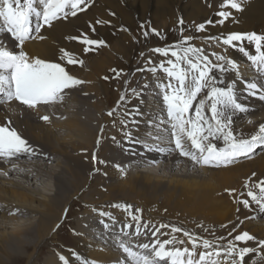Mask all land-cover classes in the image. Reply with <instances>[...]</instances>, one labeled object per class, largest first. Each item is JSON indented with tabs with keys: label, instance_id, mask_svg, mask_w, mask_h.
Returning <instances> with one entry per match:
<instances>
[{
	"label": "bare ground",
	"instance_id": "obj_1",
	"mask_svg": "<svg viewBox=\"0 0 264 264\" xmlns=\"http://www.w3.org/2000/svg\"><path fill=\"white\" fill-rule=\"evenodd\" d=\"M223 3L224 1L219 0H161L160 5L156 0H139L130 4L134 14L141 13L152 26L161 27L159 20H156L154 8L161 15H173L175 42L180 39L179 20L182 18L185 22L183 35L199 37L191 41L193 45L203 48L205 54L216 52L237 61L244 79H254L257 75L255 69L242 53L222 43L208 41L205 37L232 32H255L264 35V0H242L243 11L223 8L230 10L232 16L222 26L207 25L205 31L196 32V25L209 19L217 21V10ZM169 4H175V13L170 10ZM97 13L94 8L87 9L67 20L82 25L96 20ZM107 14L105 12L108 17ZM148 38L152 42H159V37L153 33ZM0 40L4 41L9 50L19 51L7 33L0 32ZM30 41L25 43L23 49L30 57L61 63L70 74L85 83L65 90L63 100L41 104L35 109L15 100L0 103V125H7L11 120L10 127H14L37 152L36 155L25 154L12 159L0 158V264H6V256L12 257L11 251L14 249H27L32 246L36 250L41 244H60L63 247L64 244H69L63 256L73 264H81L77 259L79 255L89 256L90 260L99 264H125L126 254L116 251L121 249L119 244L128 239L129 242H126L129 247H134V251H142L138 245L148 243L151 238L148 228L141 223V235H135L137 222L131 223L129 213L112 207L114 204L134 205L130 211L135 207L142 209L145 223L152 222L159 227L162 224L175 226L178 223L181 224L180 228L193 235L222 246H226L229 240L243 231H248L257 241L264 240V212L254 204L250 210L240 203L243 199H250L246 195L247 182L264 180V149H258L251 159L242 157L232 165L214 167L197 165L189 158L181 156L178 151L173 150L174 145L167 138L159 143V147L165 151L157 150L154 141H148L153 145L152 150L141 143L129 142L126 137L118 136L125 129L121 120L127 121L126 115L120 114L124 102H132V111L135 110V116L138 117L137 131L135 130V136L132 137L143 140L149 131L155 132L150 127L152 122L160 123L162 119H167L160 90L156 86L160 82H167L166 74L162 71L156 74L146 72L145 81L138 85V92L148 85L149 94L141 101V95L131 96L132 89L136 88L131 79L134 70L139 66L133 65L126 70L121 76L117 92L114 93L109 84L112 79V64L106 55L97 50L87 54L78 49L68 50L85 61L83 67L68 65L66 61L60 60L61 49L54 47L51 41ZM108 41L106 39V43ZM125 44L121 43L117 50L125 49ZM244 46L254 52L252 45L245 42ZM210 58L215 59L211 55ZM139 77H144L143 71ZM232 78L234 75L229 73L228 79ZM237 88L240 90L242 102L250 110L248 113H237L233 118V127L247 136L264 123V101L250 96L245 99L246 93L239 81ZM103 95L105 103L98 112L95 108V97ZM122 95L126 97L123 101ZM3 99L0 96V101ZM111 103L114 104L109 107ZM141 105L142 115L139 117L137 109ZM92 107L99 113L96 119L92 117ZM106 111L113 112V115L108 114L110 118L106 117ZM44 116L49 119H42ZM166 127L167 124H161L162 129ZM125 130L129 132L128 125ZM130 132L132 133V126ZM164 135L167 137V133ZM216 143L222 146L221 141ZM198 166H201L200 170H196ZM129 168L134 171H129ZM253 173L256 175L253 176ZM231 189L236 191L230 195L228 190ZM175 205H187L194 211L201 212L205 219L204 227H199L191 219L196 214L191 209L180 210L178 216L181 218H175ZM100 212H111L115 224L107 217L99 215ZM33 215L36 220L27 228L21 225L25 218ZM71 217L74 227L68 231L66 238L59 240L60 232L68 230L67 219ZM101 220L111 227L105 229ZM125 224H132L133 227L124 228ZM9 225L18 227L15 230H19V234L2 231L9 228ZM113 228L123 231L119 233L120 230H112V234L117 236H114L112 241L115 242L110 243V246L105 247L90 240L91 236L97 234L96 231L107 234ZM23 234L28 239L20 237ZM175 236L191 247L183 233H175ZM221 237L224 239H220ZM257 241H250L247 246L258 249ZM199 249L203 251L202 248ZM74 250L79 251L77 256ZM143 251L146 254L149 252ZM16 259H26L27 264H35L37 257L33 253ZM260 259L261 253L257 251L245 257V264H260ZM45 264H62V261L50 252Z\"/></svg>",
	"mask_w": 264,
	"mask_h": 264
},
{
	"label": "snow or ice",
	"instance_id": "obj_2",
	"mask_svg": "<svg viewBox=\"0 0 264 264\" xmlns=\"http://www.w3.org/2000/svg\"><path fill=\"white\" fill-rule=\"evenodd\" d=\"M91 3L92 0H0V21H2L0 32L7 33L19 49V51L9 50L4 41L0 40V96L4 97L0 103L15 100L30 109H35L41 104L63 100L65 90L85 83L70 74L61 63L30 57L23 49L29 40L45 39L43 35H40L45 27L51 28L55 21L76 17L79 13L87 11ZM221 8L243 11L242 0H224ZM217 16L220 17L219 20L209 19L196 25L195 31L203 32L207 25L222 26L232 13L221 10ZM104 23L102 20L96 21L97 25ZM184 23L181 18L179 20L181 35L177 42L163 48L150 49L168 58L162 60L158 67L147 69L153 74L158 71L166 74L167 82H160L156 86L160 90L167 119H162L160 123L152 122L150 127L155 129V132L149 131L143 140L133 138L131 132H125L124 135L129 142L141 143L149 150H152L153 145H150L148 141H154L159 151H165L159 147V143L167 138L168 142L174 145V151H178L181 156L189 158L197 165L226 167L236 163L242 157L251 159L258 149H264V123H261L254 133L245 136L233 127V118L237 113H248L250 110L249 106L242 102L240 90L237 88L238 81L243 84L245 99L250 96L264 101V35L255 32H232L205 37L208 41H216L224 46L232 47L247 58L257 75L254 79L246 80L240 72L237 61L216 52L210 54L215 58L213 60L209 54H205L203 48L193 45L191 41L199 37H185ZM141 27L143 28V25ZM90 28L94 33L95 27L90 24ZM151 32L165 38L156 29H151ZM143 36L147 38L149 32L144 31ZM68 39L78 40L84 45L85 54L106 46L104 40L92 39L86 33L68 37ZM245 42L254 47V52H250L244 46ZM60 51L61 61H66L68 65L83 67L85 63L83 59L68 50ZM148 63H152L151 58ZM111 71L116 73L117 77L122 72L116 69ZM229 73H232L234 78L228 79ZM104 79L107 80L109 77ZM257 80L260 82L257 83ZM144 87L147 88L148 85ZM132 93L135 96L141 95L136 89H132ZM125 98L124 95L121 96L122 101ZM108 114L113 115V112ZM135 114V110L125 113L130 117ZM42 119L48 120L49 117L44 116ZM11 123L9 120L7 125H0V158L12 159L25 154L36 155L37 152L33 146L14 127H10ZM121 124L127 128L128 121L121 120ZM161 124H167L168 127L162 129ZM164 133H167V137ZM217 141H221L222 146H218ZM93 159H96L95 154ZM99 162L104 163V161ZM245 188L246 195L250 199H243L240 203L250 210L254 204L261 212H264V180L257 182L250 180L245 184ZM228 191L231 195L236 190ZM241 195L243 196L244 193ZM112 207L127 211L131 220L137 222L134 234L141 235L142 209L133 212L130 211L132 206L125 204H114ZM99 215L107 217L115 224V218L111 212H100ZM101 224L105 229L111 227L104 220H101ZM132 227V224L124 225V228L128 229ZM144 227L147 228L148 225L145 224ZM165 227L170 226L160 225V228ZM158 232L159 228L153 235L155 236ZM171 232L183 233V236L188 238L191 248L177 247L176 245H184L185 241L177 239L175 235H172L171 239H156L151 245L149 243L138 245L142 251H134L121 242L119 246L126 254L125 264H245V257L257 251L261 253L260 264H264V240L257 241V238L248 231L235 235L226 246L197 237L180 227L171 226ZM231 234L230 232L229 235ZM250 241H257L259 248L247 246ZM240 244L245 246L241 247ZM201 247L203 251L197 253V249ZM143 250L150 251L151 255ZM60 260L62 264H70L63 255L60 256ZM83 264H87V261Z\"/></svg>",
	"mask_w": 264,
	"mask_h": 264
},
{
	"label": "rangeland",
	"instance_id": "obj_3",
	"mask_svg": "<svg viewBox=\"0 0 264 264\" xmlns=\"http://www.w3.org/2000/svg\"><path fill=\"white\" fill-rule=\"evenodd\" d=\"M135 1L139 2V0H92V3L88 7V9L92 10V8H94L97 10V12H98L97 16L98 17L96 18V20L87 22V23L82 24V25H78V24L71 23L68 20L61 19V20L55 21L51 28L45 27L41 31L40 35H43L45 37V39L40 40L37 38V39H33L31 41H35V43H37V42L42 43L45 41H51L52 45L58 49H65V50H71V51L80 50L81 53H85L84 52V45H82L78 40H70V39H68V37L80 36L82 33H86L92 39H100V40H104L105 42H106V39H109V41L106 43V46L99 47L96 50L100 54H104L107 57H109V59H110L109 62L112 64L111 70L112 69L122 70L119 77L116 76V73H114L113 71L110 70L112 79H111V81L109 80V84H110V86L113 87V88L111 87L112 92H114V93L117 92L118 84L121 80V76L124 73H126V70L131 69L133 65L139 66L138 69H145L143 71L144 77H141V78L139 76L142 73V71H138L136 68L133 72V77L131 79V82L133 84H135L134 87H136L135 89L138 92V89L140 88L139 86L145 81V75H146V72H148L147 69L151 68V67H158L162 60L168 59L167 57H163L162 55H160L158 53L150 51V49H154L157 47L163 48V47H166L168 45H172L175 43V17L173 15H171V17H170V16L166 15L167 13H163L161 15L160 13H157V9L154 8V10L156 11V13H155L156 20H159L161 27L152 26L150 24V22H148L147 18L144 15H142L141 13H135L134 14L135 11L132 9V7H131L132 5L130 3H133ZM156 1H159V4H160L161 0H156ZM219 1H224V0H219ZM142 6L145 7V4H142ZM169 8L173 13H175V4H169ZM221 10H225V9L220 8L219 10H217V13ZM149 11H150V9H149ZM225 11H230V10H225ZM105 12H108V14H107L108 17L105 16ZM113 13H114V15H113ZM140 17H143L144 19H142ZM219 19H220V17L217 16V20H219ZM97 20H102L105 23L102 25H97L96 24ZM35 22L36 21H34V23ZM90 24L95 27L94 33L91 31ZM141 25H143V28L141 27ZM151 29H156L165 38L159 37V42H152V41H150V39L148 37L145 38L143 36V32L148 31L149 35H150L152 33ZM202 40H204V39H202ZM121 43H126L125 44L126 48L125 49L122 48L121 50H117L119 48V46L121 45ZM76 49H78V50H76ZM141 54H143V55H141ZM149 58H151V61H152L151 64L148 63ZM130 74H132V72H130ZM157 88H156V90H157ZM158 90H159V88H158ZM140 92H141V101H143L144 98L149 94V88L142 89ZM132 95H133V93H131V96ZM95 98H96V107L95 108L99 112L100 108L105 103L104 95L98 96ZM161 99H162V96H161ZM131 103L132 102H130L129 100L124 102V106L121 108L122 111L120 113L122 116H124L126 112L132 111ZM113 104L114 103H111L109 105V107L110 106L112 107ZM96 109H94L92 107L93 119H96L97 116L99 115V113H97ZM141 109H142V105H141V107H139V109H137V115L139 117L142 115ZM104 113H105L104 115L106 117H109L107 111ZM126 117H127V121H128V131L130 132V129L132 126V133L131 134L133 136H135V133L137 131L136 130L137 129L136 122L138 121L137 120L138 117L135 115L131 116V117L126 115ZM111 126H113V125L111 124ZM147 126H148V124H147ZM125 129H123V130H121V132H119V135H118L119 137H125V135H124V133L126 132ZM200 169H201V166H198L196 168V170H200ZM129 171H134V169L129 168ZM16 179L20 180L19 178H16ZM132 206H134V205H132ZM182 209H191L194 211V209H192V207L187 206V205H182L180 207L178 205H175V210L173 211L175 218H177V219L181 218L178 216V213ZM135 210H137L136 207L132 209L133 212H135ZM194 212L196 214L191 219L195 222V224L197 223V225H203V227H204L205 219H204L203 215L201 214V212H199L197 210ZM34 218H35V215H33L32 217L28 216V218L24 219V222L21 223V225L24 226L25 228H27L29 226V224L31 222H33V220H36V218L35 219ZM129 221L132 223L133 220H131V218H130ZM72 222H73L72 217L67 219V224L69 225L68 230H64V231L60 232L59 240H62L64 237L66 238L68 236L67 235L68 231L74 227L72 225ZM140 223L143 224V226L145 224L148 225V227H147L148 233L150 234L149 238H151V240H149L148 243L150 245L154 242L153 240L171 239L172 235H175L171 232V229H169L168 227L167 228L166 227L160 228L155 223H152V222H146L145 223L144 219L141 220ZM175 224H176L175 227L181 226V224H178V223H175ZM119 226L120 225H118V228H119ZM17 228L18 227H16V226L9 225V228L7 227V228L3 229L2 231H6V230H7V232L13 231L14 234H19V230H15ZM157 228H159V232L156 233V235L154 236L153 233L155 232V230ZM112 230H113V232L119 231V230L121 231V229H114V228L110 229V231H108L107 234H100L99 232L96 231L97 234L93 237L91 236L90 240H92V242L94 241V243L98 242L97 244H101L102 246L107 247L110 243L113 244V242H115V241H112V239L115 238L114 236H117V235L112 234L113 233ZM122 231L119 233H122ZM20 237H22L25 240L28 239V237H26L24 234L21 235ZM126 240H128V239H126ZM126 240H125V244L128 245ZM35 242H36V239H35ZM128 242H129V240H128ZM123 243H124V241H123ZM176 246L177 247H185L187 245L184 244V245H176ZM68 247H69V244H64V247L61 246L60 244L59 245L58 244H56V245L55 244H50V245H44V244L42 245L41 244L36 250H35V247H32V246H28L27 249H14L11 251L12 257L6 256V259H7L6 264H27L26 259H22L21 261H19L16 258L21 256V255L24 256V255L33 254V253L35 255V258L37 257L35 264H45V259L50 254V252H52L54 255L60 257L61 255L66 254V248H68ZM187 247H189V246H187ZM132 248H134V247H132ZM189 248H191V247H189ZM116 251H122V250L117 249ZM73 252H75V254H76L75 256H77L79 253V251H75V250ZM199 252H200V249L198 248L197 253H199ZM150 253L151 252L149 251L148 254L151 255ZM12 258L15 260H13ZM77 259L79 260V263H81V264H83L84 261H87V264H99V263L93 262V260H90L89 256L82 257L81 255H79L77 257ZM74 263H75V261H74ZM70 264H73V263L70 262Z\"/></svg>",
	"mask_w": 264,
	"mask_h": 264
}]
</instances>
